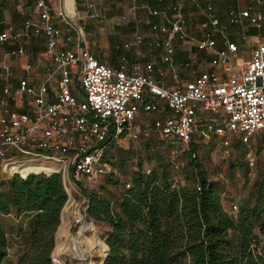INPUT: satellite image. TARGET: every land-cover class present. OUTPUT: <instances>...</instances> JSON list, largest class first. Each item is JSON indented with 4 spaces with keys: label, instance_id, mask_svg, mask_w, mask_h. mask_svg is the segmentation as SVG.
Masks as SVG:
<instances>
[{
    "label": "built area",
    "instance_id": "1",
    "mask_svg": "<svg viewBox=\"0 0 264 264\" xmlns=\"http://www.w3.org/2000/svg\"><path fill=\"white\" fill-rule=\"evenodd\" d=\"M71 1L75 16L76 1ZM130 1L133 12L142 9L153 17L148 21L149 30L156 34L153 42L161 47L162 62H172L176 37L190 40L197 49L213 50L216 66L166 86L155 81V74L162 72L150 60H134L128 67L98 60L85 43L83 26L75 24L66 13L64 0L53 11L47 0H33L34 17L24 18L16 32L0 31V43L38 31L44 41L42 54L48 59L37 82L19 77L12 83L9 67L2 65L0 160L17 165L12 169L14 173L24 177L28 173L59 172L67 194L71 181H95L109 167L103 156L106 143L116 139L123 129L135 128V112L139 106L149 110L154 98L162 99L167 111L152 119L151 125L171 143L190 142L201 110L213 113L206 128L221 136L236 133L241 141H247L264 129V39L255 40L249 57L237 64L240 42L235 33L243 31L227 32L209 1L201 4L188 0L204 15L199 38L187 30L182 13L186 0H157V5ZM257 2L262 9H233L227 22L241 25L247 19L249 25L264 32V0ZM78 3L90 16L100 15L92 9V0ZM142 40V33L134 29L131 41H125L123 47L138 45ZM217 41L219 48H215ZM16 51L23 53L22 45ZM75 79L77 90L73 92L70 83L74 84ZM134 128L132 136L138 130ZM221 142L224 146L228 143L226 137ZM223 152L228 149L223 148ZM247 156L252 164V153ZM27 164L30 168L21 171ZM81 201L84 206L74 209L76 223L86 209V199ZM236 207L235 202L231 203V210Z\"/></svg>",
    "mask_w": 264,
    "mask_h": 264
},
{
    "label": "trees",
    "instance_id": "2",
    "mask_svg": "<svg viewBox=\"0 0 264 264\" xmlns=\"http://www.w3.org/2000/svg\"><path fill=\"white\" fill-rule=\"evenodd\" d=\"M212 116L213 113L209 117L197 113L188 144L171 143L160 136L166 150L153 143L145 145L143 156L124 173L123 179H105L115 186L111 197L105 193L104 185L89 189L75 181L86 198V215L107 225L103 234L107 251L102 264H264V168L258 169L236 209H225L221 201L223 182L209 178L194 157L195 134L218 135L206 128ZM218 136L222 151L227 148L228 154L231 140L226 138L224 146L221 140L225 135ZM237 137L236 148L248 142ZM114 140H109L104 149L108 165L113 161L106 152ZM263 144L264 137L256 153ZM115 151L118 164L132 157L128 149ZM248 152L253 155L252 164ZM178 157H182L180 162ZM143 160L150 165L144 167ZM254 162V150L244 148L238 162H230L229 168L247 173ZM30 166L25 165L24 171ZM1 184L0 264H54L50 258L54 232L67 198L60 173H28L21 177L9 170ZM7 214L13 219L10 236L2 224V216ZM68 240L70 246H76L75 234ZM12 245L17 250L14 259L9 254ZM60 247L61 241H56L55 258Z\"/></svg>",
    "mask_w": 264,
    "mask_h": 264
},
{
    "label": "rangeland",
    "instance_id": "3",
    "mask_svg": "<svg viewBox=\"0 0 264 264\" xmlns=\"http://www.w3.org/2000/svg\"><path fill=\"white\" fill-rule=\"evenodd\" d=\"M75 1V8L78 12L75 16H73L71 12L70 16H72L75 24L83 26L85 43L88 49L90 47L93 49L95 54H105L107 51L109 52V48H111L110 45H117V49H123L124 47L122 44L127 39L126 34L132 33L134 29L142 33V41L144 43L145 41H150L151 36L148 14L141 9H135L133 12L130 0H92V9L100 14L98 16H90L85 7L79 4L78 0ZM110 1H113V4L117 1V5L120 9L118 11L115 10L114 7L109 9L107 3ZM54 2L52 4V11L59 6L57 1ZM140 2L146 1L140 0ZM249 4L255 5L258 4V2L254 0L253 2L247 3V5ZM185 5L182 13L186 21L187 30L194 38H199L201 36L200 23L203 21L202 14L201 12H197L194 7L190 6L188 3ZM259 7H261L260 4ZM110 14L112 17L107 20ZM110 23L113 24V27L110 26ZM226 30L243 31L235 33V38L240 42L235 60V62L239 64L241 60L249 57L250 46L256 42L253 40L250 33L253 31L246 21L241 25L227 26ZM173 43L176 52H174L172 62L170 64H161L159 67L162 73H156L154 76L156 82L166 86L172 85L177 79L183 80L186 76L191 77L192 74L207 66L205 51L195 50L190 40L174 37ZM187 47H191V49L188 51L186 50ZM101 60L111 64L110 57H104ZM185 61L189 62L188 65L184 64ZM1 86L2 82L0 83V88ZM70 87L73 92H76L77 79H75L74 84L72 82L70 83ZM158 114L155 108H152L149 111L146 110L141 115H135L132 121L135 128L132 126L130 130L123 129L122 133L113 141L112 148L106 152V156L113 161L112 164L109 163L108 171L104 175L99 176L95 181H80L81 184L89 189H97L99 185H104L105 193L111 197L115 194L116 189L113 184H109L105 181L107 177L118 176L119 179H123L125 177L124 173L134 168L135 162L143 156L145 145H151V143H153L160 150H166V144L161 142L162 139L160 135L151 125L152 119L157 117ZM199 115L201 117H209L210 113L201 110L199 111ZM133 128L138 129L135 130L136 133L134 136L130 134ZM230 134L231 133L225 134V137L231 140L228 154L222 151L220 137L218 135L202 132L201 134H195L193 138V149L195 150L194 157L200 161L209 178L218 179L223 182L221 201L224 208L227 210H230L231 203H239V201L247 195L250 183L258 169L264 168V144L261 145L256 153L258 144L261 143L264 137V129L252 134L247 140L248 142L246 144H241L239 148L234 146V142L238 139L237 134L233 133L231 137ZM115 148L128 149L130 155H132L131 159L124 158L122 164L115 162V156H117ZM244 148H251L254 150V164L250 166L247 173H244L237 167L230 169L229 163H237L240 158V152L243 151ZM122 153L124 154V152ZM169 154L172 158L173 155H171L170 152ZM176 160L180 162L182 157H178ZM149 165L150 162L143 160L144 167H148ZM12 167V164L10 165L8 160H0V180H4L8 177V172L13 169ZM71 185V188L68 187L69 193L61 207V218L54 232V245L50 253L51 261L54 264H98L104 252L103 243L105 242L103 240V234L107 229V225L101 221L97 222L89 218L84 208L85 218L81 225L83 228L80 230L81 226L73 220L74 209L77 206L79 208L84 206L85 202L81 201V199L86 198L81 194L74 181H71ZM0 187H2V184ZM12 222L13 219L11 214L2 216L3 228L9 236V228ZM71 234H75V247L69 245L68 237ZM56 241H61V251L55 258L53 250L56 246ZM16 251L15 245H12L9 250L12 259H14Z\"/></svg>",
    "mask_w": 264,
    "mask_h": 264
},
{
    "label": "crops",
    "instance_id": "4",
    "mask_svg": "<svg viewBox=\"0 0 264 264\" xmlns=\"http://www.w3.org/2000/svg\"><path fill=\"white\" fill-rule=\"evenodd\" d=\"M47 1L49 2L51 10H52V7H53L52 4L54 1L55 2L57 1L59 3V6L61 5L60 0H47ZM67 1L68 0H64V8L66 9L67 14L70 15L71 12L74 13V9L72 5V1H70L69 3ZM144 1L148 2L151 5H157V0H144ZM162 1H168V0H162ZM198 1L201 4H204L205 1H209L212 4L213 8L215 9V11L217 12L219 16L220 25L225 30L227 26L232 25V24H229L226 19L227 15L231 12V10L236 9V8H245L248 6H250L252 9L262 8L261 5H260L261 7H259V3L255 5H250V4L247 5V3L253 2L254 0H213V1L212 0H198ZM112 2L113 1H110L108 3L106 2L108 4V8L111 9L112 7H114V9L118 11L120 8L117 5V1L115 2V4H113ZM186 3L194 7L188 2V0H186ZM185 4L183 5L182 11L184 7L186 6ZM194 9L197 12H200L195 7ZM35 15H36V12H35L33 0H0V31L16 32L20 30L21 23L24 18L34 17ZM111 17L112 15L110 14L107 17V20H109ZM148 18H149L148 21L153 19L151 15H148ZM203 18H204V15L202 14V19ZM245 21L247 22V19H245ZM110 26L113 27V24L110 23ZM250 29H252L253 31V32H250L251 36L253 37V40H257L258 38L264 39V32L262 29H259L253 25H250ZM226 31L230 32L231 34L234 33V31H228V30ZM150 36H151V39L149 42L145 41L144 43L143 41H141V43H139L138 45L131 43L129 47L127 48L124 47L121 50L117 49V45H114V46L110 45L111 48H109V52L107 51L105 54H101V53L95 54V52L93 51L91 47L89 48V51L95 57L97 56L98 58L97 57L96 58L98 60H101L104 57H110V63H111L110 65H118L119 63H123L125 67H128V65L134 60H138L140 62L150 60L153 62V67L155 69L160 70L159 66L164 63L160 59L161 47L154 45L153 40L156 34L150 31ZM131 37H132V33H127L126 34L127 39L125 41H131ZM18 45H22L23 53H17L16 48ZM192 46L197 51L198 50L205 51V54H206L205 59L207 60V66L204 69L213 68L216 66V63H215L216 56L213 53V50L197 49L195 45L193 44ZM219 47H220V42L217 41L215 44V48H219ZM43 49H44L43 37L41 33H39L38 31H31L28 36H21L12 42L5 41V42L0 43V83L1 82L2 84L4 83V80L2 79V76H3L2 65L3 64L9 67L10 76H11L10 81L12 83H15L19 77H25L29 81L37 82L43 75V67L45 63L48 62L47 57L42 54ZM190 49L191 47L186 48V50L188 51ZM237 52H236V57H237ZM121 56L123 57L122 60L120 59ZM188 63H189L188 61L184 62L185 65H188ZM26 64H28V66ZM199 71L192 74V76L197 74ZM185 78H190V77L186 76ZM152 108H155V110L159 113L158 115L163 114L167 111V107L164 104L163 100L159 98L153 99L150 109ZM145 111L146 110H144L141 106H139L138 110L135 112V115L136 116L141 115Z\"/></svg>",
    "mask_w": 264,
    "mask_h": 264
},
{
    "label": "bare ground",
    "instance_id": "5",
    "mask_svg": "<svg viewBox=\"0 0 264 264\" xmlns=\"http://www.w3.org/2000/svg\"><path fill=\"white\" fill-rule=\"evenodd\" d=\"M70 1H71V0H68L67 2L69 3ZM65 10H66V9H65ZM12 166H13V167H12L13 169H16V168H17V165H13V164H12ZM23 168H24V166H23L22 168H20V170H21V171H24ZM29 168H30V167H29ZM27 169H28V168H27ZM27 169H26V170H27ZM83 222H84V217H82V218L80 219V221H79L77 224H79V225L81 226V225L83 224ZM82 228H83V227L81 226V227H80V230H81Z\"/></svg>",
    "mask_w": 264,
    "mask_h": 264
},
{
    "label": "water",
    "instance_id": "6",
    "mask_svg": "<svg viewBox=\"0 0 264 264\" xmlns=\"http://www.w3.org/2000/svg\"><path fill=\"white\" fill-rule=\"evenodd\" d=\"M60 218H61V211H60ZM106 251H107V245L105 244V250H104V252H103V254H102V256H101L100 261H99L98 264H102L103 259H104V256L106 254Z\"/></svg>",
    "mask_w": 264,
    "mask_h": 264
}]
</instances>
